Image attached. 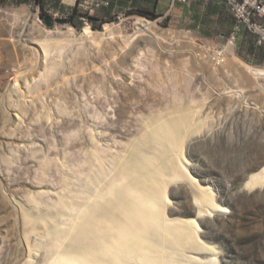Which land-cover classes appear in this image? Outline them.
I'll return each instance as SVG.
<instances>
[{"label":"rangeland","instance_id":"rangeland-1","mask_svg":"<svg viewBox=\"0 0 264 264\" xmlns=\"http://www.w3.org/2000/svg\"><path fill=\"white\" fill-rule=\"evenodd\" d=\"M158 1L155 20L116 7L93 29L89 21L62 23L66 15L50 0L45 19L33 0H0V264H55L69 257L116 264L114 253L107 257L103 249L115 235L120 206L104 195L115 183L130 185L125 169L135 167L138 147L157 118L179 115V109L193 123L180 145L185 166L200 185H211L227 212L199 221L190 243L150 231L148 242L118 264H264V186L242 190L264 167V54L243 29L219 65L214 51L228 45L235 25L228 8L211 2L223 11L216 24L204 17L210 2L171 14L167 1ZM73 3L61 0L66 8ZM197 7L198 22L192 19ZM136 18L170 34L160 41L167 48L138 39L115 60L110 55L119 38L93 39L107 25L131 36ZM132 53L144 54L141 65L136 59L131 66ZM127 73L148 83L125 86ZM225 88L248 97L242 102L217 94ZM147 144L143 154L151 157L157 147ZM191 180L185 174L171 185L163 220L184 226L195 219Z\"/></svg>","mask_w":264,"mask_h":264},{"label":"bare ground","instance_id":"bare-ground-1","mask_svg":"<svg viewBox=\"0 0 264 264\" xmlns=\"http://www.w3.org/2000/svg\"><path fill=\"white\" fill-rule=\"evenodd\" d=\"M67 1L71 2V0ZM113 26L114 25H107L105 27L106 32L93 39L102 42L104 40L114 41L119 38L120 41H118V44L116 42L114 53L110 55V57H114L115 60L120 55V52L135 40L139 39L146 42L148 39H152L151 42L147 43L150 45L155 44L161 50L165 48L166 45L163 46L160 44V41L167 40L170 36L167 32L162 33V30L157 27L156 22H150L145 19L136 18L133 24L134 33L131 36L125 35L121 37V32L118 28ZM116 34L119 35L116 36ZM141 36H143L142 39L139 38ZM87 37L89 38L90 35ZM96 48L98 47L96 46ZM44 53L47 54V51H44ZM164 53L163 57L167 58L165 57L167 56V52L165 51ZM152 57H154V55H152ZM143 58V53L135 57H133L132 53L130 55V60L133 62L131 66L136 62V59L138 65H141ZM225 67L229 69L232 68L227 65ZM135 72L138 71L135 70ZM260 75L261 84L264 87V72ZM134 77V74L127 73L126 77H123V80L126 81L123 85H133L138 89H143V86L148 83L146 80H143L144 77H142L141 74L138 77V81H135ZM108 78L113 80V77ZM128 81L131 82L127 84ZM138 83L142 84L138 85ZM217 94L224 97H235L241 99L242 102L248 97L246 96L245 90H234L231 88L220 89ZM246 104L247 103L244 105ZM246 107H249V105H246ZM177 113L179 115L169 117L168 119L157 118L158 121L156 126H154L153 130L146 136V140H144L138 147V157L135 167L133 169H125V171H127L132 177L130 185L128 187H121L119 183H115L111 186L110 191L104 195L106 198H116L118 206H120L119 217H117L118 222L116 221L117 227L114 228L115 235L111 239V244L105 246L103 249L104 255L107 257V253H114V261H116V264L120 262L123 256L131 255V253L136 250V246L140 247L142 243H147L150 231L165 235L168 240L176 244L184 242L190 243L195 240V233L200 231L199 221H202L205 218H215L219 216V214L227 212L226 207L219 203L220 200L211 185H200L198 183L199 180L193 177L190 170L185 166L188 165V163L183 157L180 145L186 134L191 130L193 123L185 109H179ZM148 141L154 142L157 147L156 151H153V156L151 157L143 154V150L148 147ZM159 147L162 151L158 152ZM157 152L160 158L157 155ZM161 158L167 161H162ZM183 169L185 174L192 178L190 184L193 187L192 198L196 210L193 211V214L195 215L193 221L184 223L186 224L184 226H177L176 223H172L168 219L163 220L165 216L164 207L169 203L167 194L171 185L174 184L175 181L181 180V177L185 175ZM248 179L249 180L242 188L243 191L253 192L257 188L264 186V167L250 175ZM226 193L229 194L228 189L226 190ZM151 199L162 200L164 204H159ZM168 212L170 213L171 210H168ZM89 216L90 212L86 216L88 221L90 220ZM190 227H194V231L189 230ZM137 239L144 240L138 241ZM123 247L124 250L119 252ZM208 249L212 250V248L209 247ZM204 250L207 249L204 248ZM111 257H113V255ZM55 264L80 263L77 259H71L69 257L67 259L59 260ZM98 264L108 263L100 261Z\"/></svg>","mask_w":264,"mask_h":264},{"label":"built area","instance_id":"built-area-1","mask_svg":"<svg viewBox=\"0 0 264 264\" xmlns=\"http://www.w3.org/2000/svg\"><path fill=\"white\" fill-rule=\"evenodd\" d=\"M80 13L83 14L81 20L88 23L89 17H96L97 14L110 6L109 0H76ZM170 11L176 9L177 6L192 5L200 0H168ZM206 3L218 1L223 3L232 13L235 25L231 31L228 45L220 47L218 51H214L216 55L212 58L217 64L226 61L227 46L233 45L237 36L243 29L249 31L257 39V45L264 47V0H203ZM119 19V18H118Z\"/></svg>","mask_w":264,"mask_h":264},{"label":"trees","instance_id":"trees-1","mask_svg":"<svg viewBox=\"0 0 264 264\" xmlns=\"http://www.w3.org/2000/svg\"><path fill=\"white\" fill-rule=\"evenodd\" d=\"M5 1V0H3ZM12 1V0H11ZM31 0H13L15 4H21L26 3ZM35 4L39 6L41 9V18L45 19L48 14L45 12V4L48 3L49 0H33ZM53 6L54 11H59L66 15V22L72 24L75 27H79L78 25H82L83 21L81 20L83 14L80 13L78 6H74L73 8H66L64 5L61 4V0H50ZM203 0H200L193 5V8L196 6H199L200 4L203 5ZM158 0H113L110 3V6L108 8L102 9L96 17H89L88 21L92 25L93 29H98L102 26V24L108 20L111 19V13L114 10V8L118 7L119 10H125L126 8H130L127 14H139L142 16H145L150 19H157L160 16V13H158ZM213 3H208L206 5L207 12L204 14L205 20H209L212 17V22L214 23H222V8L214 7ZM197 10V11H196ZM196 13L193 15V18L195 21H199L200 19H203V17L200 18L198 7L196 8ZM255 37V36H254ZM256 41V38H255ZM256 46L258 49L261 50V56L264 54V47L258 46L256 43ZM264 57V56H263Z\"/></svg>","mask_w":264,"mask_h":264},{"label":"crops","instance_id":"crops-1","mask_svg":"<svg viewBox=\"0 0 264 264\" xmlns=\"http://www.w3.org/2000/svg\"><path fill=\"white\" fill-rule=\"evenodd\" d=\"M75 1L76 0H74V3H75ZM112 1V0H111ZM167 1V12H169L170 11V6H169V1L168 0H166ZM160 1H158V3H159ZM73 3V4H74ZM188 6H191V5H188ZM180 7H184L183 5H179V6H177V8L175 9V10H173L172 12H170L171 14L172 13H174V14H176L177 13V11H178V9L180 8ZM189 13H190V10H189ZM192 19H194L193 17H192Z\"/></svg>","mask_w":264,"mask_h":264},{"label":"water","instance_id":"water-1","mask_svg":"<svg viewBox=\"0 0 264 264\" xmlns=\"http://www.w3.org/2000/svg\"><path fill=\"white\" fill-rule=\"evenodd\" d=\"M46 22H47V24H51V22H52V20H51V18H48L47 20H46ZM62 23H66V20H63V21H61Z\"/></svg>","mask_w":264,"mask_h":264}]
</instances>
